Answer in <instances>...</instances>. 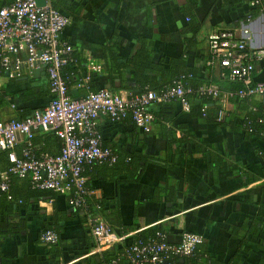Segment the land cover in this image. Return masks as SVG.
I'll return each mask as SVG.
<instances>
[{
	"label": "crops",
	"instance_id": "1",
	"mask_svg": "<svg viewBox=\"0 0 264 264\" xmlns=\"http://www.w3.org/2000/svg\"><path fill=\"white\" fill-rule=\"evenodd\" d=\"M10 1L0 0V6ZM55 1L60 9L70 11L68 15L62 13L69 23L60 39L71 45L79 60L80 67L72 77L88 76L81 87L68 86L71 97L99 88L126 96L140 89L137 80L144 75L147 84L166 81L175 72L174 62H178L181 71L193 73V80L217 85V105L234 110L237 104L225 96L228 85L217 77L215 67L204 63L207 35L215 29L235 27L249 17L250 44L264 47V0L253 5L250 0ZM89 61L99 65V71H90L86 67ZM158 62L162 70L145 74V67ZM252 79L264 80L262 61L255 62ZM0 90L6 95L0 120L42 108L50 97L44 69H23L17 78H1ZM177 105H164L161 112L172 114V127L183 128L188 134L180 144L171 143L170 149L165 141L167 127L158 122L153 121L150 130L143 132L127 119L119 123L98 119L102 145L111 146L120 158L135 153L143 159L132 173L98 166L86 169L90 198L104 203V217L114 228L127 229L124 237L136 228L159 225L167 229L172 242L184 231L201 235L202 242L195 248L206 251L212 261L264 264V172L260 155L264 144L228 127L206 123ZM198 141L209 149L202 153L196 148ZM23 145V137L17 135L13 150L19 153ZM32 147L35 152L55 154L59 140L51 132L36 130ZM44 196L34 197L24 208L5 215L16 227L11 233L0 234V255L5 264H65L78 259H69L64 252L45 257L38 247L43 245L38 232L44 220L59 216L62 210L74 211L67 205L66 195ZM77 210L87 226L86 218L92 212L87 207ZM63 224V235L81 245L78 222Z\"/></svg>",
	"mask_w": 264,
	"mask_h": 264
},
{
	"label": "built area",
	"instance_id": "2",
	"mask_svg": "<svg viewBox=\"0 0 264 264\" xmlns=\"http://www.w3.org/2000/svg\"><path fill=\"white\" fill-rule=\"evenodd\" d=\"M258 2L249 1L250 5ZM248 21L249 17H245L235 27L215 29L207 35L205 65L215 67L219 79L241 83L234 91H226V97L264 98V80L252 79L255 62L264 61V47L250 44ZM68 23L69 18L52 7L50 0H43L41 5L34 0H11L0 7V79L17 78L23 69H44L50 96L42 108L33 109L22 119L0 120V150L6 151L9 163L5 169L0 167V191H7L11 175L27 178L31 188L67 195L70 206L82 209L86 207L85 199L90 194L84 185L83 168L92 163L111 164L116 158L109 147L100 143L97 127L100 117L115 122L129 112L133 123L141 131L148 132L152 115L145 107L149 103L177 100L181 109L187 111L186 94L195 92L216 98L220 90L213 83H202L192 90L185 84V76L180 75L171 85H165L157 92L144 90L121 96L99 88L80 97H71L62 68L71 60L72 48L67 41L60 39V33ZM86 67L96 72L100 68L91 61ZM87 80L88 76H84L81 82ZM81 82L76 85L81 87ZM224 111L223 105L219 106L217 121L222 119ZM36 130L51 132L59 139L57 153L36 154L32 149ZM17 135H21L24 142L19 153L13 150ZM86 219L95 244L93 251L106 249L126 236L111 231L97 216H87ZM38 238L42 244L50 245L56 242L57 235L46 229ZM201 242V235L184 231L172 243L162 238L144 242L135 240L128 244L124 256L130 264H161L169 255H191Z\"/></svg>",
	"mask_w": 264,
	"mask_h": 264
},
{
	"label": "trees",
	"instance_id": "3",
	"mask_svg": "<svg viewBox=\"0 0 264 264\" xmlns=\"http://www.w3.org/2000/svg\"><path fill=\"white\" fill-rule=\"evenodd\" d=\"M234 1V0H230ZM52 7L56 8L61 14L64 13L68 15L70 11L65 9H60L58 3L55 0H50ZM8 4V3H7ZM6 5V4H5ZM3 6V5H2ZM1 7V6H0ZM71 14V13H70ZM251 14V13H250ZM249 14V15H250ZM252 15V14H251ZM70 61L62 68V74L64 80L66 81L67 88L70 84H77L82 81L84 75L79 76L77 78L72 77L76 75L73 73L78 66L80 67L78 58L74 55V52L71 51ZM264 63V61H262ZM175 72L170 74V78L162 83H150L147 84V75L142 76L141 80L138 79L137 82L140 85L139 90L130 91V94H136L144 90H153L155 92L159 91L165 85H171L172 82L180 75H184V82L188 85L192 90H195L197 86L202 83H199L193 80V73L190 71L184 72L180 70V65L178 62H174ZM146 73L149 71H160L163 69V66L160 62L158 63H150V66L145 67ZM73 74V75H72ZM190 74L188 77L186 75ZM138 76V74H137ZM255 81V80H254ZM224 82L228 85L226 91H234L235 89L241 86V83L238 81H228L224 80ZM158 84V85H156ZM145 86V87H144ZM92 90V89H90ZM96 90V89H93ZM84 95V94H83ZM5 94L0 90V106L5 103ZM188 100V110L184 111L193 117L203 120L206 123H211L218 125L220 127H228L232 131H238L244 138H254L264 144V98H260L254 100L252 97H238L236 95H232L229 97L230 100L234 101L237 104V107L234 110L224 111V115L220 121L216 120L217 111L219 109V105H217L216 99L210 96L205 95H197L195 92H191L185 95ZM167 104H174L175 106H179V102L177 100H170L164 103H149L146 105V111L150 112L152 115V122H158L163 126L167 127L165 133V141L167 149H170L171 143L180 144L181 139L187 135L188 133L180 127L173 128L171 125V116L169 112H161L162 107ZM181 108V107H180ZM31 113L22 114L19 118L14 119H22L28 116ZM182 114V112H181ZM130 121L134 126H136L131 120L129 112H127L126 117L119 121L111 122V123H119L125 120ZM152 125V123H151ZM137 127V126H136ZM176 133V135H175ZM57 138V137H56ZM58 139V138H57ZM59 140V139H58ZM101 143V142H100ZM102 145V144H101ZM197 149H199L202 153L209 149L208 145L204 142L198 141ZM109 147L111 151L115 154V161L111 164H97L92 163L89 166H85L82 171V175L86 169H89L93 166H98L102 169H115V171L123 170L128 173H132L134 169L138 166V162L143 159L139 154H125L120 158L118 152L113 149L111 146L102 145ZM59 149V148H58ZM42 152V151H41ZM40 153V152H36ZM46 153V152H43ZM48 154V153H47ZM261 162L263 165L264 172V148L261 150ZM9 165L7 161L6 151L0 150V167L5 169ZM84 185L86 188L88 187L87 181L85 179ZM54 194H58L52 192L50 190L45 189H34L31 188L30 183L27 178H17L15 176H10L8 182V189L6 192L0 191V234L11 233L16 229L11 222L5 219V215L8 214V211L22 209L26 206V203L34 198L43 196V199H47L46 196L53 197ZM63 195V194H59ZM9 196V198H7ZM67 196V195H66ZM67 202H68V196ZM92 198V197H91ZM90 196H86L85 203L87 207V211L92 212L90 216H98L100 217L104 223L109 227L111 231L116 233L117 235H124L127 233V229H116L112 226V223L107 221L104 217L103 206L104 203L101 200H92ZM69 205V203H67ZM73 208V207H72ZM74 211L67 212L62 210L59 212V216H53L51 219L46 218L44 220V224L39 229L38 236L40 232L49 229L56 233L57 240L55 243L50 245H37L42 248V253L45 257L54 256V254H58V256L62 255L64 252L67 258H75L78 259L73 264H130L127 258L124 256V251L127 248L128 244L139 240L144 242L147 239L160 240L161 238L168 243H172L171 240L168 239L167 229L162 228L159 225H153L150 227H146L143 229L136 228L134 233L129 237H124L121 241L114 243L106 249L100 251H92L95 244L92 239V236L89 232L88 227L85 226L84 218L79 215V210L77 208H73ZM11 214V213H9ZM60 220V221H59ZM65 221H76L81 227L82 235L80 240L82 241L81 245L74 243L70 237L63 235V222ZM132 227H128V230H132ZM117 230V231H116ZM188 232V231H187ZM39 240V238H38ZM36 242H38L36 240ZM39 243V242H38ZM1 254V253H0ZM44 257V258H45ZM169 258L166 259L168 262H173L175 264H236L234 260H228L226 262H216L212 261L209 258V255L206 251L195 248L194 252L190 256H172L169 255ZM0 259H2V264H5V258L0 255ZM165 261V264H168ZM66 262V261H65Z\"/></svg>",
	"mask_w": 264,
	"mask_h": 264
},
{
	"label": "water",
	"instance_id": "4",
	"mask_svg": "<svg viewBox=\"0 0 264 264\" xmlns=\"http://www.w3.org/2000/svg\"><path fill=\"white\" fill-rule=\"evenodd\" d=\"M37 5H41L43 0H34ZM161 264H165V261H162Z\"/></svg>",
	"mask_w": 264,
	"mask_h": 264
}]
</instances>
